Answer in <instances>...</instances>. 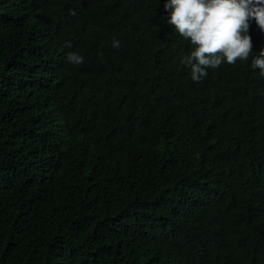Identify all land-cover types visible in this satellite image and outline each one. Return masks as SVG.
I'll use <instances>...</instances> for the list:
<instances>
[{
	"label": "trees",
	"instance_id": "obj_1",
	"mask_svg": "<svg viewBox=\"0 0 264 264\" xmlns=\"http://www.w3.org/2000/svg\"><path fill=\"white\" fill-rule=\"evenodd\" d=\"M164 3L0 0V264H264V76Z\"/></svg>",
	"mask_w": 264,
	"mask_h": 264
},
{
	"label": "clouds",
	"instance_id": "obj_2",
	"mask_svg": "<svg viewBox=\"0 0 264 264\" xmlns=\"http://www.w3.org/2000/svg\"><path fill=\"white\" fill-rule=\"evenodd\" d=\"M164 9L167 23L192 46L181 63L190 68L193 82L206 78L208 69L249 59L251 67L264 76V47L253 55L249 35L252 20L264 32V0H165ZM70 14L76 15L74 10ZM120 46L121 41L114 37L112 47ZM64 47L70 49L72 43L65 41ZM67 61L78 66L84 57L68 52Z\"/></svg>",
	"mask_w": 264,
	"mask_h": 264
}]
</instances>
